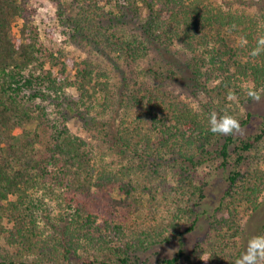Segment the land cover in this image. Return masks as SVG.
I'll return each mask as SVG.
<instances>
[{
    "label": "trees",
    "instance_id": "obj_1",
    "mask_svg": "<svg viewBox=\"0 0 264 264\" xmlns=\"http://www.w3.org/2000/svg\"><path fill=\"white\" fill-rule=\"evenodd\" d=\"M30 2L0 0V264H234L261 209L264 119L243 140L212 133L208 114L242 126L256 101L243 82L264 90V53L250 55L264 0H59L78 62L41 42ZM227 166L210 233L151 262V248L194 231L207 174Z\"/></svg>",
    "mask_w": 264,
    "mask_h": 264
},
{
    "label": "rangeland",
    "instance_id": "obj_2",
    "mask_svg": "<svg viewBox=\"0 0 264 264\" xmlns=\"http://www.w3.org/2000/svg\"><path fill=\"white\" fill-rule=\"evenodd\" d=\"M58 1L59 0H31L30 5L34 13V23L38 29L41 42L46 47L53 50L54 55L61 56V54H64L65 56L63 58L61 57L62 60H64L65 57H73V59L78 62L85 57V53L81 48H78L71 43L69 36L65 33L66 30L62 28L56 13ZM60 1H62V8H65L73 0ZM105 59L106 58L96 56V54L92 57L94 63H97L110 75V79H115L112 65L106 62ZM243 84L244 86L252 85L251 82H243ZM66 92L72 96L77 94L74 87H69ZM191 102L193 106L197 105V101L192 100ZM96 111L99 120L106 118L107 111L103 113L97 106L92 110L90 115H93ZM242 111L245 116L247 115L246 117H248V121L246 124L242 126L240 125V130L233 135L235 138L245 140L258 131L264 119V91H261V99L246 104L242 107ZM112 114L114 115V113ZM67 127L73 135L90 143L98 152H105L101 144V134L98 132L92 130L93 135L90 134L89 131L82 126L81 122L75 119L69 120L67 122ZM219 162L220 161H218L217 164H219ZM245 166L247 167V165ZM232 169L233 167L227 166L213 171L211 175L207 174V178L204 180L206 183L204 187V198L195 209L196 226L194 231L185 235L182 239L180 238L179 240H181V242L179 240H174L168 244L158 245L151 248L147 253L151 262H156L160 258L172 255L180 245L188 248L192 243L203 241L206 238L210 233L209 224L212 221V216L216 211L215 209L223 202L222 198L228 187L226 178ZM206 170L208 171V169ZM259 200L261 201V209L255 214V216H253L254 218L252 219V222L248 223L244 221L245 232L243 235L247 237V240L251 236L256 235V232L264 221V192L260 195ZM246 224H249V226ZM245 243L247 244V241Z\"/></svg>",
    "mask_w": 264,
    "mask_h": 264
},
{
    "label": "clouds",
    "instance_id": "obj_3",
    "mask_svg": "<svg viewBox=\"0 0 264 264\" xmlns=\"http://www.w3.org/2000/svg\"><path fill=\"white\" fill-rule=\"evenodd\" d=\"M247 44V38L239 37L238 45L243 47ZM264 53V35H261L256 46L251 50L250 55L256 57ZM261 91L252 85L248 86L247 95L254 100L261 99ZM227 98L229 100H237V95L233 91H229ZM209 129L214 134L232 135L240 130L239 120L232 114H218L213 111L208 114ZM234 264H264V233L251 236L247 240L244 251L235 258Z\"/></svg>",
    "mask_w": 264,
    "mask_h": 264
}]
</instances>
